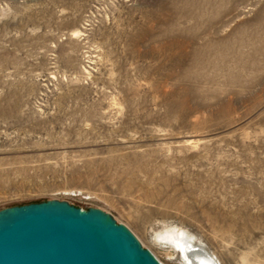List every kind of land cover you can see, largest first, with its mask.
Wrapping results in <instances>:
<instances>
[{
	"label": "rangeland",
	"instance_id": "obj_1",
	"mask_svg": "<svg viewBox=\"0 0 264 264\" xmlns=\"http://www.w3.org/2000/svg\"><path fill=\"white\" fill-rule=\"evenodd\" d=\"M49 200L264 264V0H0V210Z\"/></svg>",
	"mask_w": 264,
	"mask_h": 264
},
{
	"label": "water",
	"instance_id": "obj_2",
	"mask_svg": "<svg viewBox=\"0 0 264 264\" xmlns=\"http://www.w3.org/2000/svg\"><path fill=\"white\" fill-rule=\"evenodd\" d=\"M0 264H163L99 208L49 200L0 210Z\"/></svg>",
	"mask_w": 264,
	"mask_h": 264
},
{
	"label": "bare ground",
	"instance_id": "obj_3",
	"mask_svg": "<svg viewBox=\"0 0 264 264\" xmlns=\"http://www.w3.org/2000/svg\"><path fill=\"white\" fill-rule=\"evenodd\" d=\"M183 252L188 264H216L212 257L202 248L195 250L186 245L183 247Z\"/></svg>",
	"mask_w": 264,
	"mask_h": 264
}]
</instances>
